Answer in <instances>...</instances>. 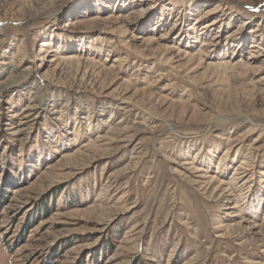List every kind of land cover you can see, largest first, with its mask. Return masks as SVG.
I'll use <instances>...</instances> for the list:
<instances>
[{"label":"rangeland","instance_id":"obj_1","mask_svg":"<svg viewBox=\"0 0 264 264\" xmlns=\"http://www.w3.org/2000/svg\"><path fill=\"white\" fill-rule=\"evenodd\" d=\"M0 264H264V0H0Z\"/></svg>","mask_w":264,"mask_h":264},{"label":"bare ground","instance_id":"obj_2","mask_svg":"<svg viewBox=\"0 0 264 264\" xmlns=\"http://www.w3.org/2000/svg\"><path fill=\"white\" fill-rule=\"evenodd\" d=\"M208 12H209V11H207L206 13H208ZM43 45H44V46H45V45H48V42H44ZM9 64H10V67H11L12 71H13V68H14V71H15L17 67L14 66L11 62H9ZM228 151H229V148L226 150V153H227ZM218 164H219V166L222 165L220 162H219ZM240 169H242V166H240L239 168L236 167V169H235L236 171H235L234 173H237V171L240 170ZM208 179H209V178H208ZM211 179H214V177H213V178L211 177L210 180H211ZM233 183H236V179H235V178H232V181L230 182V184H233ZM206 185H207V182H206ZM206 185H205V186H206ZM222 190L227 191V187L222 188ZM215 191H216V190H215ZM236 206H237V205H236Z\"/></svg>","mask_w":264,"mask_h":264}]
</instances>
